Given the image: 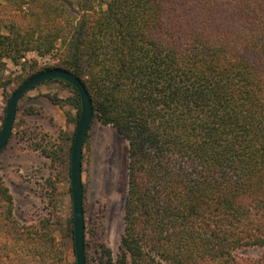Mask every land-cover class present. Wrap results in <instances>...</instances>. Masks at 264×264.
Instances as JSON below:
<instances>
[{
	"label": "trees",
	"instance_id": "1",
	"mask_svg": "<svg viewBox=\"0 0 264 264\" xmlns=\"http://www.w3.org/2000/svg\"><path fill=\"white\" fill-rule=\"evenodd\" d=\"M5 60L22 68L13 91L74 74L91 124L127 144L118 251L99 243L88 257L84 243L85 264H264V0H3ZM53 82L73 93L77 125L76 90ZM73 136L65 152L46 137L36 147L69 177ZM0 264H76L49 219L18 223L1 177Z\"/></svg>",
	"mask_w": 264,
	"mask_h": 264
},
{
	"label": "rangeland",
	"instance_id": "2",
	"mask_svg": "<svg viewBox=\"0 0 264 264\" xmlns=\"http://www.w3.org/2000/svg\"><path fill=\"white\" fill-rule=\"evenodd\" d=\"M34 58L32 52L26 56V59ZM38 61L42 65L49 62L47 59ZM3 63L0 130L6 103L17 86V77L22 74L21 65L8 60ZM48 96L61 99V105L53 104ZM73 99L71 90L58 82L41 84L27 92L18 103L10 138L0 152V177L12 196L18 223L38 226L49 219L56 240L64 243L70 252L73 248L69 233L72 204L67 163L53 170L42 148L36 147L44 148L43 137H46L52 142L63 141L64 152L68 150L77 126V106L73 105ZM126 166V142L112 127L93 122L83 144L81 160L84 243L88 257L96 255L99 243L107 246L114 256L118 251L123 232ZM51 181L54 189L50 188ZM259 254L258 249L242 252L249 257Z\"/></svg>",
	"mask_w": 264,
	"mask_h": 264
},
{
	"label": "water",
	"instance_id": "3",
	"mask_svg": "<svg viewBox=\"0 0 264 264\" xmlns=\"http://www.w3.org/2000/svg\"><path fill=\"white\" fill-rule=\"evenodd\" d=\"M50 79H59L72 86L80 101V112L74 132L70 152V196L73 220V251L76 264L84 261V219L82 210L81 160L86 133L93 119L90 97L82 81L74 74L64 70L50 69L24 81L11 93L4 109V120L0 130V152L5 148L14 123L20 99L31 89Z\"/></svg>",
	"mask_w": 264,
	"mask_h": 264
}]
</instances>
